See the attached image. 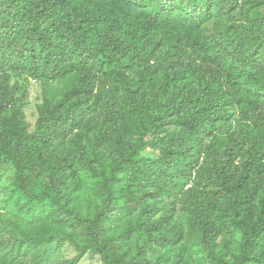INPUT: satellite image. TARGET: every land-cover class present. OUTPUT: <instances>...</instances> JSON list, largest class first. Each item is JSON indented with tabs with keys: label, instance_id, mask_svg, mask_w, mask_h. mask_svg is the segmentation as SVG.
Instances as JSON below:
<instances>
[{
	"label": "trees",
	"instance_id": "16d2710c",
	"mask_svg": "<svg viewBox=\"0 0 264 264\" xmlns=\"http://www.w3.org/2000/svg\"><path fill=\"white\" fill-rule=\"evenodd\" d=\"M10 173L0 264H264V0H0Z\"/></svg>",
	"mask_w": 264,
	"mask_h": 264
},
{
	"label": "rangeland",
	"instance_id": "374dc122",
	"mask_svg": "<svg viewBox=\"0 0 264 264\" xmlns=\"http://www.w3.org/2000/svg\"><path fill=\"white\" fill-rule=\"evenodd\" d=\"M20 83L24 85L18 92L20 104L24 106V113L26 120L30 125V129L34 128V125L38 118L37 106L42 103V88L38 82L29 80H20ZM11 173L3 180L0 186V202L4 197V193L1 190L2 185L10 179ZM77 256L76 251L68 243L55 245L52 248V264H67ZM33 258V252H29L26 256L22 257L18 264H30ZM76 264H102L101 259L98 256L87 254L82 257Z\"/></svg>",
	"mask_w": 264,
	"mask_h": 264
}]
</instances>
